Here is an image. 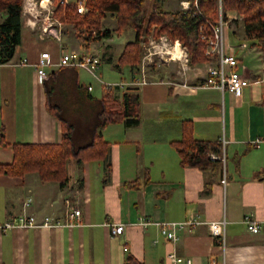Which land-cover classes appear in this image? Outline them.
Returning <instances> with one entry per match:
<instances>
[{
    "label": "crops",
    "instance_id": "0c3cea01",
    "mask_svg": "<svg viewBox=\"0 0 264 264\" xmlns=\"http://www.w3.org/2000/svg\"><path fill=\"white\" fill-rule=\"evenodd\" d=\"M67 1L75 4L76 0ZM237 18L241 16L236 11L226 10L223 33L228 51L237 59V71L250 81L239 96L196 86L205 76L206 62L185 70L177 64V69L164 74L154 70L146 84L129 85L138 72L130 66L117 68V64L124 44L134 40L135 30H123L128 41L113 45L117 24L110 16L103 19L101 28L111 35L85 46L71 24H62L59 40L40 39L44 20L32 27L22 15L18 55L0 64V164L11 162V143L60 141V123L47 108L49 90L38 81L33 66L41 52H48L51 62L58 58L60 48L99 57L95 76L73 67H48L45 82L47 86L53 82L51 93L53 89L58 92L55 101L65 87L72 99L88 103L86 112H94L95 117L98 101L106 93L119 101L125 94H137L140 119L134 126L123 121L107 124L102 130L109 144L107 157L81 163L71 159L64 187L43 182L36 173L0 174V222L23 211L39 222L45 217L66 221V198L77 203L81 212L72 226L0 231V264H124L127 253L143 264H174L168 258L172 253L190 259L191 264H207L212 258L218 264H264V143L251 144L257 137L264 138V52L247 36L244 26L234 30L230 22ZM106 19L115 24L105 26ZM23 59L27 65H18ZM108 67L122 74L121 84L103 82ZM183 121H191L198 140H227L225 185L220 183V168L202 171L180 165L170 142L180 139ZM91 129L81 128L82 133L74 129V141L86 134V141L75 145L86 144ZM137 178L138 189L124 185ZM145 178L148 182L142 183ZM207 179L211 185L205 195ZM24 202H28L26 207ZM245 216L260 224L258 233L248 231ZM190 218L200 222L224 218V248L215 243L205 223L178 232L174 242L162 237L155 225H139L142 219L179 222ZM107 224H122L123 232L113 235Z\"/></svg>",
    "mask_w": 264,
    "mask_h": 264
},
{
    "label": "trees",
    "instance_id": "16d2710c",
    "mask_svg": "<svg viewBox=\"0 0 264 264\" xmlns=\"http://www.w3.org/2000/svg\"><path fill=\"white\" fill-rule=\"evenodd\" d=\"M186 10L168 11L163 9L158 0H85L86 12L79 14L75 4H64L63 0H53L56 4L54 14L61 24H71L78 31L79 41L88 45L91 41L109 37L111 31L102 29V21L110 16L116 21L115 31L134 29L135 38L124 44L118 58L117 68L128 65L138 72L141 58V41L145 35L158 38L166 34L169 40H178L188 51V64L195 65L208 60L204 54V43L197 35L199 17L194 15L192 0ZM152 2V9L147 15L146 6ZM23 0H0V64L7 63L15 56L21 43L23 28ZM224 10H234L241 16L247 36L254 39V44L264 52V0H222ZM201 12L213 22L217 21L215 0H200ZM225 16V14H224ZM140 23H137L136 20ZM144 21V23H142ZM95 31V35H92ZM155 66H152V70ZM48 93L46 82H43ZM91 129V138L77 146L73 134L75 126L61 113H56V105L48 103V110L57 118L61 128L58 143H11L13 157L10 163L0 164V174L23 177L28 173H36L43 182H56L64 187L68 181L67 163L74 159L84 161L104 160L108 155L109 144L102 136V130L109 123L122 122L134 126L140 119V98L137 94H125L117 100L106 93L99 101ZM264 106V98L261 100ZM59 112H61L59 110ZM170 144L177 150L181 166L196 167L202 171H216L220 163L211 160L210 152L220 153L218 140L203 141L194 137L191 121H183L181 137ZM8 145V144H3ZM146 174V172L144 173ZM145 178L142 183H147ZM125 186L138 189L137 178L124 183ZM210 179L205 180L203 194L210 190ZM124 264H143L132 254L127 253Z\"/></svg>",
    "mask_w": 264,
    "mask_h": 264
},
{
    "label": "built area",
    "instance_id": "2783aa9c",
    "mask_svg": "<svg viewBox=\"0 0 264 264\" xmlns=\"http://www.w3.org/2000/svg\"><path fill=\"white\" fill-rule=\"evenodd\" d=\"M64 4H69L67 0H63ZM200 0H192L194 8V15L199 17L197 23V35L199 39L204 43V54L208 57L207 68L203 80L196 84L197 87L204 88H215L221 92L227 91L236 96H239L242 89L250 84L249 79L245 78L239 71H237V59L233 53L229 52L224 39L223 29L226 24L225 22V10L223 8L222 0H215L217 10V21L213 22L210 18L206 17L200 10ZM191 2L188 0L180 1V9L186 10L189 8ZM75 5L77 12L83 14L86 12L85 0H76ZM42 14L44 25L40 28V39L47 37H54L59 40V32L62 24L56 18L54 14V8L51 0H23L22 3V15L26 16V23L35 27V23L39 20V15ZM95 35V31L91 32ZM180 42L176 39L171 41L168 39L166 34H162L156 40L152 35L141 43V58L138 64V77L132 79L129 85H144L147 83L148 74L152 70V66H155V59L168 63L170 61H180L179 63L183 70L188 69L187 60V49L185 47L180 48ZM179 47L183 52V55L176 53V48ZM99 57L93 54H80L74 50L66 51L60 48L58 58L55 62L50 61V55L48 52H41L37 61L35 62L34 69L37 74L38 81L40 83L47 79L48 67L63 68L73 67L83 69L87 73L95 76L99 69ZM18 65L26 66V59L20 60ZM150 70V71H149ZM121 84V83H119ZM112 84H108L111 87ZM90 90V87H88ZM220 143V153L210 152L208 154L211 160L218 161L220 163L221 178L220 183L226 184L227 172H226V145L227 140L224 137L218 139ZM264 143V138L257 137L252 140L251 144L254 147H258ZM65 204V218L66 221H51L49 217L43 218L41 222L37 218L23 211L16 218L0 222V231L4 232L12 229H28L34 227H59V226H72V222L80 217V209L78 204L71 201L69 198L64 200ZM28 202H24L26 207ZM244 223L246 228L251 233H258L261 229L260 224L252 221L249 216L244 217ZM205 223L211 236L214 238L215 243L224 248L225 245V226L226 220L224 218L211 221V222H200L193 218L186 219L179 222H152L148 219L140 220L139 225L147 227L148 225H155L158 229L159 234L169 241L178 240V232L184 230H190L191 228ZM108 225V224H107ZM110 232L113 235H118L123 232L122 224H109ZM170 262L174 264H191L190 259H185L175 254L168 255ZM207 264H218L217 261L212 258Z\"/></svg>",
    "mask_w": 264,
    "mask_h": 264
},
{
    "label": "rangeland",
    "instance_id": "374dc122",
    "mask_svg": "<svg viewBox=\"0 0 264 264\" xmlns=\"http://www.w3.org/2000/svg\"><path fill=\"white\" fill-rule=\"evenodd\" d=\"M51 1L53 3V8H55L56 4L53 2V0H51ZM158 3L161 4L163 9L168 10V11L181 10L180 9V6H181L180 5V0H158ZM151 5H152V2H150L148 4V6H146V10H147L146 14L147 15L150 13V8L152 7ZM42 17H43L42 14H40L39 17H38L39 18V20H38L39 24L43 21ZM41 19H42V21H40ZM227 19L228 18H226V20ZM136 21H137V23H140V21L138 19ZM111 22H113L115 24V21H110L109 19H106L105 26L110 27L109 24ZM142 23H144V21ZM230 23H233L232 27L234 28V30L243 29L242 19H238L237 18V19L232 20ZM77 36H78V32H77ZM149 36L150 35H147L145 38L147 39V38H149ZM156 40H158V38ZM126 41H128L126 33H124V32L119 33L118 31L114 32V34H113V45L119 46L120 44H124ZM179 45H180V48H183V46H181V44H179ZM180 48L179 47L176 48V53L178 55H183V52L180 50ZM18 52H19V50L17 51L16 55H18ZM186 53H187V60H188V51H186ZM154 59H155V61H154L155 69L154 70H155L156 74L157 73L164 74L168 70H173L174 68L177 69L176 65L179 64V63H183L182 59L180 61H175V62L170 61L168 63L160 61L157 58H154ZM186 64H188V63H186ZM124 66H128V65H124ZM109 67L104 71V75L105 76H104L103 82L104 81L107 82V81L117 80L118 83H119V81H122V80L125 79V78H122L123 76H122V74L120 72H118L115 69H110ZM154 70H151V71L149 70L150 71L149 73H152V71H154ZM98 72L99 71H97V73ZM125 75H126L125 77H127V74H125ZM52 83L53 82H50L47 87H48V90H49V93H50V96H51V97H49L50 103L52 105L53 104L55 105V103H58V107L56 105V107H57L56 113H61L66 119H68L71 123L74 124L75 130H78V129L80 130V133H82L81 128H83V131H84V128H87L88 126L90 128L92 126V124H93L94 112H86L87 109L89 108L88 105H87L88 103L81 102L80 100L77 101L75 99H72L71 94L68 92V89L65 88V87H62L60 92H59L60 94L58 96L61 95L60 96V100L58 102L55 101L54 95H55V93H58V92H56L53 89V92L51 93L52 86H53ZM55 97H56V95H55ZM59 110L61 112H59ZM84 110H85V112H84ZM83 134H84V139H85L86 138V134L84 132H83ZM84 139L81 138V136H80V139L76 138L74 142L76 144H79L82 141H86Z\"/></svg>",
    "mask_w": 264,
    "mask_h": 264
}]
</instances>
